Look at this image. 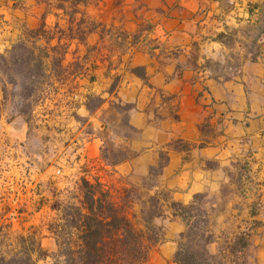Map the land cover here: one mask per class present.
<instances>
[{"label": "crops", "instance_id": "crops-1", "mask_svg": "<svg viewBox=\"0 0 264 264\" xmlns=\"http://www.w3.org/2000/svg\"><path fill=\"white\" fill-rule=\"evenodd\" d=\"M261 2L87 0L77 6L64 0L7 2L0 7V55L19 43H30L27 31L40 24L59 26L67 18L64 14L70 22L80 23V31L88 20L96 28L84 38L71 34L57 40L48 35L44 45L51 49L55 41H65L64 62L72 56L69 68L79 66L71 72L72 79L58 83L63 92L59 96L71 108L59 115L33 113L30 119L1 115L0 153L16 152L4 159L16 168H32L38 182L48 176L45 156L50 151L74 150L78 165L101 162L106 142L102 116L113 101L127 105L133 155L112 164L113 172L137 182L165 152L159 179L173 200L190 204L199 196L209 200L211 208L224 203L211 226L216 239L208 244L210 253L218 252V234L239 232L251 239L244 249L254 251L252 262L264 264V32L256 37L258 53L238 50L243 59L234 76L214 75L208 66L236 50L227 43L228 36L242 27H260ZM42 38L36 34L33 39L39 44ZM89 40L95 49L91 60ZM91 95L103 99L94 112L87 107ZM89 125L96 132H87ZM38 130L44 148L33 155L30 145ZM167 213L164 241L147 264H178L175 254L186 223ZM237 259L235 252L229 254V262Z\"/></svg>", "mask_w": 264, "mask_h": 264}, {"label": "rangeland", "instance_id": "rangeland-1", "mask_svg": "<svg viewBox=\"0 0 264 264\" xmlns=\"http://www.w3.org/2000/svg\"><path fill=\"white\" fill-rule=\"evenodd\" d=\"M10 1L21 2V0H0V7ZM92 1L95 4L96 2L99 3V0ZM54 3L59 4L58 1H54ZM261 4L264 11V0ZM67 5V12L71 15L73 10L70 9L71 5ZM63 16H67V18L59 26L50 25V27L45 28L44 24H40L36 30L27 31L30 43H19L9 53L0 55V116L12 118L22 115L30 119L33 113L49 112L59 115L71 108V103L62 101L61 97L63 96H59L63 92L60 91L61 93H59L60 84L58 83L65 79H72L70 77L71 72L78 69L79 66L77 64L75 67L69 68V61L73 60L72 56H67L64 62L65 51L67 50L65 41L60 44L55 41V46L51 49L44 45V41L48 39V35L56 37L57 40L63 38V35L69 37L71 34L84 38L86 32H90L96 27L95 22L88 20V24L84 25L80 31L79 22H70L69 15L64 14ZM71 29L74 30L71 32ZM104 30L103 32L106 31ZM261 32H264V12L259 28H254L252 25L242 27L233 34V37L228 36L226 38L229 46L236 45V50H232V54L227 52L225 57H221L219 60L208 62L212 73L222 77H232L237 74V69L243 59L241 55L237 54L239 53L238 50L241 48L245 49L246 52L258 53L260 48L259 44L256 43V37ZM36 34L43 37V41H40L39 44L33 39ZM92 41L94 42L95 39ZM237 41L239 43H236ZM88 43L87 52L89 53V60H91L94 54L91 56L90 54L94 53L95 49L90 47L91 40ZM37 48H40L45 54L44 63L41 65L32 59L38 58L39 53L41 54ZM102 55L104 59L106 55ZM135 72L142 74L139 69ZM85 73L90 74V72ZM52 85L54 86L52 87ZM102 103L101 97L91 95L87 107L94 112ZM128 108L127 105L113 101L102 116L106 121L104 130L106 142L101 156L103 158L101 159L102 163L97 160L89 161L85 165H78L74 150L65 154L59 153V150L56 151V154H52L50 151L47 152L49 155L45 156V162L50 165L48 176L44 181L38 182L32 168L29 166L22 169L16 168L14 163L4 159V156L11 158L16 155V152L9 149L6 153H0V252L7 250L9 245H11L10 250L18 251L19 237L33 233H37V240L42 242L46 250L50 253L55 252L57 244L50 237L48 230L58 217L59 211L55 207L66 205L69 201H77L81 197L82 191L79 188L83 178L93 181L95 177H104L103 182L111 188V192L117 200L125 199L138 202L137 209L147 203L149 197L156 192L162 193L161 196L169 193L160 185L159 179L162 171L160 169L161 163L166 162L165 152H161L160 163L150 168L147 175L138 177L137 182L116 175L110 167L112 164L133 155L129 141L133 138L134 133L128 126L126 112ZM77 117L80 118L78 115ZM86 131L89 133L96 132L91 125L87 127ZM40 134L41 131L39 130L35 132L36 138L33 137L30 145L33 155L36 149L44 148L41 145ZM103 162L106 163L103 164ZM195 206L197 213L198 211H206L209 214L212 226L215 213L222 210L224 203L219 201L217 208H211L209 200L199 197ZM163 211L164 216L157 218L156 223L164 228L170 215L165 209ZM236 222L234 220L233 225ZM218 235L220 246L217 254L212 255L214 264H254L251 260L254 251L250 247L244 249L246 244L251 243L248 236H242L239 232L226 231ZM155 250L157 248L153 251ZM241 251L244 253L240 254ZM231 252H235L236 256L240 257L236 263L229 262Z\"/></svg>", "mask_w": 264, "mask_h": 264}, {"label": "trees", "instance_id": "trees-1", "mask_svg": "<svg viewBox=\"0 0 264 264\" xmlns=\"http://www.w3.org/2000/svg\"><path fill=\"white\" fill-rule=\"evenodd\" d=\"M64 1H72L75 6L87 2ZM37 49L41 54L32 59L41 65L45 54ZM163 166L161 163V170ZM79 190L82 195L77 201L55 207L58 217L48 228L57 244L55 252L46 250L33 233L19 237L18 251L10 250L11 245L1 250L0 264H147L153 250L164 241V228L156 223L164 216V209L186 223L175 262L214 264L208 249L214 240L209 214L196 212L199 196L184 204L173 200L169 193L161 196L156 192L137 209L138 202L117 200L100 177L93 181L83 178Z\"/></svg>", "mask_w": 264, "mask_h": 264}]
</instances>
